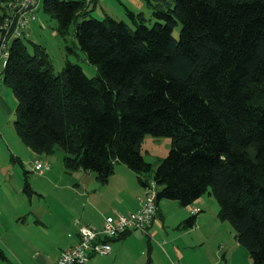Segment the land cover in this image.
Segmentation results:
<instances>
[{
    "label": "trees",
    "instance_id": "obj_1",
    "mask_svg": "<svg viewBox=\"0 0 264 264\" xmlns=\"http://www.w3.org/2000/svg\"><path fill=\"white\" fill-rule=\"evenodd\" d=\"M147 1L158 21L148 26L128 10L132 27L110 15L87 18L95 0H43L63 36L75 22L99 73L89 77L71 61L55 73L45 46L34 43L31 53L23 36L14 38L3 72L18 101L15 130L38 155L62 147L67 172L89 170L103 184L121 163L151 173L158 202L188 206L209 191L220 219L264 264V0ZM4 12L0 0V30ZM147 134L172 139L156 169L141 151ZM24 190L33 192L28 180Z\"/></svg>",
    "mask_w": 264,
    "mask_h": 264
},
{
    "label": "crops",
    "instance_id": "obj_2",
    "mask_svg": "<svg viewBox=\"0 0 264 264\" xmlns=\"http://www.w3.org/2000/svg\"><path fill=\"white\" fill-rule=\"evenodd\" d=\"M33 153L47 159L46 155ZM28 156L26 152L18 159L23 162ZM68 174L65 179L57 177V170L52 167L44 180L52 183L55 190L53 193L37 190L40 198L37 204L35 187L29 179L20 174L18 177L17 172L15 177L6 178L5 184L10 186L7 190L15 191L16 196L10 200H2L0 196V248L7 257L10 255L1 264H55L62 250L79 240L81 225L100 229L107 215L137 210L144 197L145 185L140 178L151 176L139 175L122 163L116 165L105 184L89 170ZM26 180L33 189L31 194L24 190ZM170 201H159L158 216L147 231L132 230L124 238L113 239L110 254L93 255L87 264H255L249 250L237 240L231 223L220 219V207L216 208L213 198L203 195L188 206ZM209 204L213 205V212ZM192 206L200 208L196 224L180 228L179 224L192 215ZM21 225L38 228L35 260L28 252L21 256L17 251L22 244Z\"/></svg>",
    "mask_w": 264,
    "mask_h": 264
},
{
    "label": "rangeland",
    "instance_id": "obj_3",
    "mask_svg": "<svg viewBox=\"0 0 264 264\" xmlns=\"http://www.w3.org/2000/svg\"><path fill=\"white\" fill-rule=\"evenodd\" d=\"M153 3L155 2L153 1ZM170 3L171 6H173L174 0H169V4ZM163 6L165 9L167 8L166 5ZM90 8L91 12L87 18L95 17L97 19H103L106 15H110L117 20L127 22L132 27L135 26L128 14V10L135 13H142L146 18L145 22L148 26H153L156 21H158L154 13L156 8L149 4L147 0H96ZM82 19L83 17H79V21ZM181 26L182 24L178 20L173 31L177 39L180 37ZM23 40L31 53L34 50V43L42 44L46 47L55 73L60 72L67 61L80 64L89 77H94L99 73L96 65L88 61L85 52L79 46L75 34V22L71 24L67 34L63 36L58 29L57 20L42 9V4H40L36 12V19L24 33ZM3 68L4 64H0V70H3ZM17 103V98L12 89L4 83L1 88L0 96V196L2 200H10L12 197L16 196L15 191L7 190L10 186H6L5 180L6 178L15 177V172H17L18 177L20 174L23 179H29L31 185L35 187V204H37L40 200L36 192L37 190L44 191L45 193H53L55 190V186L52 183L49 184V182L44 180L52 167L53 170H57V177L60 176L64 179L67 178V176L69 177L68 172L65 174L58 173L59 170L62 172L65 171L63 165L65 151L62 147L57 146L54 153L46 155L47 159L50 161L51 168L44 174L32 171L31 165L35 158L34 151L22 142L14 127ZM171 144L172 139L168 136L147 134L142 142L141 151L145 159L153 164V169H156L159 160L168 155ZM26 152H29L30 156L24 158L23 162L18 160V156L24 155ZM22 164L24 166H22ZM25 170L28 171V173H25ZM4 192L6 194H4ZM208 192L205 193L204 196L207 199L210 197L213 198L217 208L219 206L217 199ZM168 200L171 202L170 199ZM208 206L211 207V212H213V205L209 204ZM19 229L21 231L22 244L19 250H17L18 253H20L21 256H26L28 252V255L35 260V232H38V228L35 225H21ZM29 247L31 248L29 249ZM96 255L104 254H95L94 256ZM8 256L10 257V255Z\"/></svg>",
    "mask_w": 264,
    "mask_h": 264
},
{
    "label": "built area",
    "instance_id": "obj_4",
    "mask_svg": "<svg viewBox=\"0 0 264 264\" xmlns=\"http://www.w3.org/2000/svg\"><path fill=\"white\" fill-rule=\"evenodd\" d=\"M43 0H7L4 3L5 17L1 25L0 64H5L9 57L10 40L22 36L36 19V11ZM90 1V0H85ZM4 82L3 71L0 70V95ZM51 165L42 157H35L31 170L44 174ZM159 185L150 178L144 186V197L141 206L127 214L107 215L100 229L87 225L79 227V240L62 250L55 264H87L95 254H110L111 241L120 238L132 230L147 231L155 221L159 212ZM200 208L192 206L191 213L197 214Z\"/></svg>",
    "mask_w": 264,
    "mask_h": 264
},
{
    "label": "bare ground",
    "instance_id": "obj_5",
    "mask_svg": "<svg viewBox=\"0 0 264 264\" xmlns=\"http://www.w3.org/2000/svg\"><path fill=\"white\" fill-rule=\"evenodd\" d=\"M6 1H7V0H4V1H3V6H4V3H5ZM90 1H91V0H90ZM42 2H43V1H42ZM42 2H41L40 4H42ZM88 2H89V1H88ZM39 6H40V5H39ZM4 8H5V6H4ZM38 8H39V7H38ZM37 10H38V9H37ZM36 12H37V11H36ZM4 14H5V12H4ZM4 17H5V15H4ZM3 22H4V20H3ZM2 24H3V23H2ZM23 35H24V34H23ZM23 35H22V36H23ZM19 37H21V36H19ZM16 38H17V37H16ZM13 39H14V38H13ZM13 39L10 40L9 51H10V45H11V42H12ZM0 40H1V30H0ZM7 59H8V58H7ZM6 61H7V60H6ZM5 63H6V62H5ZM4 66H5V64H4ZM2 71H4V68H3ZM3 74H4V72H3ZM4 83H5V75H4V82H3V84H4ZM3 84H2V85H3ZM1 88H2V86H1Z\"/></svg>",
    "mask_w": 264,
    "mask_h": 264
}]
</instances>
